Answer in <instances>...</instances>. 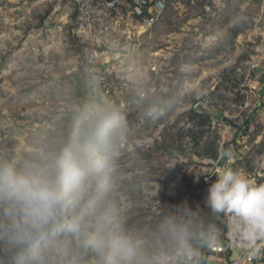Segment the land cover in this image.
<instances>
[{
	"label": "rangeland",
	"instance_id": "374dc122",
	"mask_svg": "<svg viewBox=\"0 0 264 264\" xmlns=\"http://www.w3.org/2000/svg\"><path fill=\"white\" fill-rule=\"evenodd\" d=\"M162 1L138 18L130 0H0V158L38 163L57 150L78 111L76 81L90 74L92 104L111 103L122 126L89 209L123 221L151 250L159 240L149 223L168 197L208 213L223 170L264 183V0ZM199 106L212 124L197 145L185 113ZM166 128L171 151L157 148ZM218 144L216 161L202 156ZM222 222L217 242L239 252L247 244ZM96 259L82 248L80 264Z\"/></svg>",
	"mask_w": 264,
	"mask_h": 264
},
{
	"label": "clouds",
	"instance_id": "9594fccd",
	"mask_svg": "<svg viewBox=\"0 0 264 264\" xmlns=\"http://www.w3.org/2000/svg\"><path fill=\"white\" fill-rule=\"evenodd\" d=\"M121 126L115 107L100 101L77 122L76 143L38 163L0 158L2 264H80L82 248L95 254L96 264H193L217 242L224 218L241 243L256 248L255 239L264 236V183L231 169L209 185L208 213L185 203L164 216L155 250L123 221L92 212L89 194L102 184Z\"/></svg>",
	"mask_w": 264,
	"mask_h": 264
},
{
	"label": "trees",
	"instance_id": "16d2710c",
	"mask_svg": "<svg viewBox=\"0 0 264 264\" xmlns=\"http://www.w3.org/2000/svg\"><path fill=\"white\" fill-rule=\"evenodd\" d=\"M132 5L136 6V3H134V0H130ZM172 1L176 0H169L168 5ZM150 4L144 3L141 12L137 13L138 18L142 17H148V8ZM70 36V35H69ZM70 39L72 42L76 40L74 37V34L70 36ZM94 81L93 77L90 74H84L83 71H81V75L78 77L76 81V90H77V95H78V101H77V106H78V111H74L73 115L74 117H69L68 120V133L65 135V140L62 145L57 146V150L70 146L74 143L77 142V133L75 134V128L77 121L83 116L87 108L92 104V101L94 100V97L98 98V91L95 89L94 86ZM141 101V107L144 108L145 110L149 109L152 107V105H149L151 102V97L149 95L142 96L140 97ZM188 115L189 121L192 123V126L187 129V132L195 136L196 144L200 145L203 140V136L206 132L204 129L205 125L211 126L212 124V113L207 111L206 109H203L201 106L198 108L196 107H191L189 111L185 113ZM201 128V129H200ZM168 129H164L161 133V140L159 144L157 145V148L165 149L168 151H171L173 149V143H174V137L171 136L170 140V135L167 133ZM197 132H200L197 134ZM179 150L182 151V147L179 146L177 147ZM220 145L214 146H206L203 150L202 156L209 158L213 161H216L220 155ZM206 189V185L202 184V192H204ZM179 204L171 197H168L163 204L161 205L159 211L154 215L153 219L150 221V228L153 231L158 232L159 224L161 220L164 218V216L174 212ZM110 208V206L108 207ZM103 209V208H102ZM112 209V208H111ZM210 255V252H203L201 259H202V264H206L207 258Z\"/></svg>",
	"mask_w": 264,
	"mask_h": 264
},
{
	"label": "built area",
	"instance_id": "2783aa9c",
	"mask_svg": "<svg viewBox=\"0 0 264 264\" xmlns=\"http://www.w3.org/2000/svg\"><path fill=\"white\" fill-rule=\"evenodd\" d=\"M138 5L142 8L144 3L149 4L148 0H139ZM155 6L156 8L163 7L162 0H156L154 5H150L149 8ZM263 247H255L244 245L241 247L239 252H235L233 249V243L231 241H218L215 244L209 246V249L213 252L208 256L213 262L211 264H264V241L262 243ZM208 248L200 250L194 259L193 264H202V252L208 251ZM206 264H210L208 261Z\"/></svg>",
	"mask_w": 264,
	"mask_h": 264
},
{
	"label": "crops",
	"instance_id": "0c3cea01",
	"mask_svg": "<svg viewBox=\"0 0 264 264\" xmlns=\"http://www.w3.org/2000/svg\"><path fill=\"white\" fill-rule=\"evenodd\" d=\"M255 249H258V248H255ZM240 250H241V249H240ZM240 250H239V251H240Z\"/></svg>",
	"mask_w": 264,
	"mask_h": 264
}]
</instances>
